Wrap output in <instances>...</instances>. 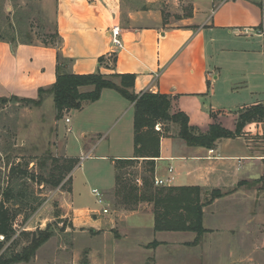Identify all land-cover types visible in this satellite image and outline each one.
Returning a JSON list of instances; mask_svg holds the SVG:
<instances>
[{
	"label": "crops",
	"instance_id": "0c3cea01",
	"mask_svg": "<svg viewBox=\"0 0 264 264\" xmlns=\"http://www.w3.org/2000/svg\"><path fill=\"white\" fill-rule=\"evenodd\" d=\"M183 1L189 4L186 15L179 16V24L173 25L161 20L167 3L162 1L160 9H154L160 0H53L57 44L17 43L13 48L0 42V64L12 54L10 70L2 74L0 68V85L8 89L12 83L9 96L13 89L48 88L55 82L60 56L69 62L66 69L72 74L133 75L135 94L170 97L172 113L184 114L189 126L203 134L212 124L234 132L238 110L264 104L251 99L264 95V35L258 29L264 27V0ZM116 26L123 43V49L117 51L110 44V31ZM116 96L122 98L112 90L101 92L94 102L101 104L102 98L106 99L97 110L99 117L120 109L122 118L133 111L131 103ZM120 100H125L127 107ZM263 137L264 123L247 125L241 136L219 140L212 150L189 147L179 138L161 137L159 157L154 160V177H172L171 187L217 189L226 194L203 209V227L207 212L219 218L222 224L204 228L208 234L221 233L238 242L241 250L249 243L251 253L244 255L245 259L256 252L264 258V193L258 182L263 175L258 155L264 149L257 143ZM80 138L82 160H109L114 170V161L134 156L133 117L129 126L120 127L111 137L110 133L95 136L81 132ZM105 142L107 153L94 157L98 143ZM114 189L115 170L114 187L105 200ZM69 200L71 228L92 231L91 237L102 241L88 247L89 264H161L160 251L171 244L164 237L179 233L154 232L148 204L121 211L117 220L99 221V214L88 215L96 211L74 206L72 184ZM144 216L148 217L147 225L140 222ZM128 217L136 218L126 224ZM153 242L159 245L151 247Z\"/></svg>",
	"mask_w": 264,
	"mask_h": 264
},
{
	"label": "rangeland",
	"instance_id": "374dc122",
	"mask_svg": "<svg viewBox=\"0 0 264 264\" xmlns=\"http://www.w3.org/2000/svg\"><path fill=\"white\" fill-rule=\"evenodd\" d=\"M162 1L167 4L161 11V20H166L165 24H179L178 17L186 15L189 4L182 0H160L155 5V10L160 9ZM53 6V0H0V42H9L14 38L16 43L30 41L31 44L51 46L55 35ZM16 43L10 45L15 48ZM11 56L12 54L7 58L4 57L5 64L1 62L2 74L10 70ZM112 81L118 83L115 79ZM0 88L2 89H0V99H6L0 102V185L5 186L11 166L16 164H22L23 168L27 166L29 175H33L36 182L30 178V181L22 183V188L27 197L41 203L38 210L27 220L24 221L23 215L16 219L14 226L16 235L1 247L0 264H89L88 247L102 241L101 238L91 237L89 230H84V236L82 230L71 228L70 185L72 184L74 206L96 211H90L88 215L99 214L97 216L99 221L117 220L124 209L116 205L113 195L106 200L104 198L114 187V170L109 160L80 158L83 154L80 134L90 132L95 136H102L110 133L111 137L120 127L131 124L133 111L126 113L122 118L123 112L121 113L120 109L111 115L101 113L99 117L97 110L106 100L102 98L101 104L87 103L82 111L71 110L64 113L62 119L57 120L51 97L46 98L39 108L27 107L11 97L37 99V91L13 89L12 96H9V91L12 92L13 88L12 83L9 85L10 89H5L2 85ZM253 97L252 100L264 101V95ZM120 101L125 103L124 108L127 107L128 103L125 100ZM66 117L70 120L69 124L64 121ZM156 126H159L160 132L155 131ZM153 127L161 137L179 138L173 124L157 121ZM67 129L70 131L67 132ZM257 143L264 149V137L257 139ZM107 147L108 142L98 143L93 156L99 157L107 153ZM258 156L262 158L264 169V150ZM66 157L78 160L73 171L57 188H51L46 184L40 186L37 180L43 175L44 165L46 173L53 166L62 165ZM143 167H145L143 164H138L135 168H127L123 173L129 175L126 179L141 187ZM69 178L72 182L68 181ZM259 183L261 184L259 188L264 193V184ZM251 185L252 183L249 184ZM92 190H97L103 195L102 206L96 204L95 198L91 195ZM201 193L200 197L203 199L204 190ZM141 205L145 206L144 203ZM103 208L108 210L107 215L101 214ZM21 209L26 214L24 208ZM135 218L128 217L125 223L132 224ZM140 222L142 225H147L148 217H141ZM217 224H222L220 219L210 216L207 212L204 227L213 229ZM41 233L50 237L45 243L37 246ZM113 235H117V232L114 231ZM169 235L174 236L164 237L171 244L160 251L161 264H264L260 252L246 259L243 257L251 253L249 243H244L245 247L241 250L238 242L227 240L221 233L204 234L197 245H192L195 239L193 233L179 232ZM34 245L37 247L35 246L33 250ZM15 257L26 260L13 262Z\"/></svg>",
	"mask_w": 264,
	"mask_h": 264
},
{
	"label": "trees",
	"instance_id": "16d2710c",
	"mask_svg": "<svg viewBox=\"0 0 264 264\" xmlns=\"http://www.w3.org/2000/svg\"><path fill=\"white\" fill-rule=\"evenodd\" d=\"M258 29L264 32L263 26ZM53 39L51 46L57 44L56 32ZM6 43L12 45L16 42L12 38ZM19 43L31 44L30 41ZM102 61V58L99 59V62ZM114 61L112 59V62ZM56 62L55 82L48 88L38 89L37 99L18 97H11V99L20 101L27 107L39 108L46 98L51 97L57 120L62 119L64 113L80 110L84 104L98 101L103 90H112L131 103L133 105L134 156L132 159L114 161L115 189L113 197L115 203L125 211H134L139 204L143 203L151 205L154 232L193 233L195 239L192 245H197L201 236L210 232L203 227V208L211 205L215 200L223 198L226 194L217 189L204 191L203 196L205 195V197L202 199L200 196H202L203 190L199 187H155L153 185L154 160L159 157L161 135L154 131L153 125L157 121L173 124L178 131L179 139L183 140L187 146L212 150L219 140L234 139L241 136L247 125L264 123V104L238 110L234 132L225 130L218 124H212L209 130L203 134L189 126L188 118L184 114L172 113L170 97L149 92L135 94L133 75L107 76L100 73L76 75L67 71L68 61L57 56ZM113 79L117 80L118 83L113 82ZM5 100L2 98L0 102ZM62 163L60 166H53L46 173L44 172L46 170L44 165L43 175H46H40L37 183L40 186L46 184L51 188H57L65 177L73 171L78 160L66 158ZM138 164L145 166L143 167L144 175L141 178V187H137L129 179H126L129 175L123 173L127 168H135ZM26 167L23 168L22 164L11 166L7 173L5 186L0 185V238H2L0 249L16 235L14 228L16 219L23 215L24 221L27 220L38 210L41 204L35 199L27 197L22 188V183L30 181V178L35 181L34 176L29 175ZM70 180L71 178L68 179V181ZM258 182L264 184V169ZM21 208H24L26 214ZM49 237L50 235L41 233L37 246L45 243ZM158 245L157 242H153L151 247ZM35 246H33V250ZM15 258L13 262L26 260L21 257Z\"/></svg>",
	"mask_w": 264,
	"mask_h": 264
},
{
	"label": "built area",
	"instance_id": "2783aa9c",
	"mask_svg": "<svg viewBox=\"0 0 264 264\" xmlns=\"http://www.w3.org/2000/svg\"><path fill=\"white\" fill-rule=\"evenodd\" d=\"M120 33H121V30L118 26L113 27L110 31V44H111L112 49L115 51L123 49V43L120 39ZM262 34L264 35V32H262ZM64 121L66 124H69V122H70V120L68 118H65ZM69 131H70V129H67V132H69ZM155 131L160 132L159 126L155 127ZM170 172H171V170H169V173ZM172 181H173V178L170 176H167L164 179H158V178L154 177L153 185L155 187H171ZM91 194L95 198L96 204L99 206H102L104 203L103 195L100 192H98L97 190H92ZM101 214L107 215L108 210L106 208H103Z\"/></svg>",
	"mask_w": 264,
	"mask_h": 264
}]
</instances>
